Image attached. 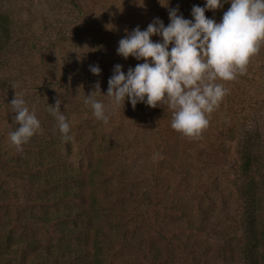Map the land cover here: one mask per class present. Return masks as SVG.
<instances>
[{"label": "rangeland", "instance_id": "374dc122", "mask_svg": "<svg viewBox=\"0 0 264 264\" xmlns=\"http://www.w3.org/2000/svg\"><path fill=\"white\" fill-rule=\"evenodd\" d=\"M75 1L84 5L83 12ZM222 2L223 8L206 11V16L220 22L231 7L230 0ZM205 4L206 0H0V10L12 17L16 28L11 48L0 57V231L4 241L9 237L8 246L4 247V258L9 263L50 264L43 260L45 244L48 239H58L29 221L33 212H39L33 204L41 196L22 179L30 177V168L25 164L23 171L24 167L11 166L22 165L25 157L34 162L41 155L36 149L28 153L25 144L22 152L17 151L10 141L9 133L18 127L10 105L15 92L40 121V131L31 141H49L47 144L61 153L68 152L74 165L82 161L87 169H105L108 173L97 179L104 183L107 178L115 184L100 192V197H105L112 207H108L110 213L115 211L113 219L118 225L112 230L121 233L119 228L136 225L128 229L129 246L123 247L122 256L117 253L110 264H122L123 257L137 261L136 264L247 263L240 256L232 257L230 248L238 243V236L245 229L246 201H253L249 193L244 197L241 190L240 169L249 139L260 157L257 153V170L262 178L257 190L264 214V43L251 59L246 74H238L232 81H217L227 94L207 115L209 123L198 139L183 137L171 127L172 112L166 106L152 108L138 103L133 109L126 99L124 107L113 109L109 98L102 95L107 94L115 65H122L127 74L130 67L143 63L119 54L115 62L107 61L105 54L114 47L117 52L119 41L127 33L137 26L146 30L155 18L168 26L171 9L178 8V14L193 19V5ZM151 39L162 42L160 36ZM93 65L100 67V75L90 71ZM97 82L102 94L96 98L109 114L107 124L96 119L84 103ZM57 99L70 123L69 135L73 139L68 142L62 139L57 120L49 112V105L54 106ZM116 185L127 187L126 193L118 192ZM149 185L153 189L152 204L143 224L136 214L130 218L118 213L123 208L132 213L146 208L142 192ZM169 205L174 208L167 218L164 209ZM204 210L209 212V218L195 234L179 225L185 213L202 221ZM157 223L166 235L181 234V242L171 246L163 240L154 230ZM147 235L156 241V248L147 245ZM190 235L200 239L202 246L190 248ZM191 251L192 255H187ZM263 258L264 250L262 262Z\"/></svg>", "mask_w": 264, "mask_h": 264}, {"label": "clouds", "instance_id": "9594fccd", "mask_svg": "<svg viewBox=\"0 0 264 264\" xmlns=\"http://www.w3.org/2000/svg\"><path fill=\"white\" fill-rule=\"evenodd\" d=\"M227 2V0H225ZM231 7L224 12L220 22L206 16V11L223 8L222 0H206L204 7L193 5V19L169 12L170 23L155 18L146 30L137 26L119 41L117 53L124 59L142 60L127 74L122 65H115L108 80L107 94H102L97 82L95 90L84 103L90 106L96 119L109 122L105 105L96 97L109 98L113 109L129 99L133 109L138 103L152 108L167 107L172 112L171 127L183 137L198 139L211 114L227 94L218 80L232 81L244 75L251 59L264 43V0H230ZM162 6H165L162 4ZM160 36L162 42L151 38ZM94 75H100L98 65L90 66ZM15 89V84L11 86ZM18 127L9 133L12 145L23 151V145L40 131V121L35 111H30L22 96L10 103ZM61 100L49 112L57 120L65 142L71 141L70 123L61 111Z\"/></svg>", "mask_w": 264, "mask_h": 264}, {"label": "trees", "instance_id": "16d2710c", "mask_svg": "<svg viewBox=\"0 0 264 264\" xmlns=\"http://www.w3.org/2000/svg\"><path fill=\"white\" fill-rule=\"evenodd\" d=\"M75 3L82 11L84 5L80 2L77 3V1ZM15 30L12 17L0 10V57L11 48L15 40ZM115 50L114 47L110 54H105L107 61L115 62V59L117 60L118 53ZM249 141V147L243 155L244 160L240 169L241 190L244 197L248 196L246 193H249V196L253 197V201L250 198L249 201H246L247 204L244 207L245 219L243 221L245 229L241 236H238V243L230 248V255L235 258L240 256V258L246 259V264H260L264 250V214L262 213L261 198H259L260 195L257 189L261 185L262 178L259 177L257 170L258 158L256 154L258 151H254L251 139ZM47 142L49 141L35 144L33 140H30L28 144H25L28 153L32 152V149H36L41 151V155L35 158L34 162H30V159L25 157L22 165H11L13 169L24 167L22 170L26 171V164L30 168L28 171L31 175L27 179L23 176L22 179L29 184V188L35 190L39 195L41 193L38 200L34 199L33 204L34 207L39 209V212H33L32 216H29V221L58 238L57 242L48 239V243L45 244L47 247L43 260L50 264H110L117 253H121L122 256L123 250L121 251V249L123 247L127 248L129 246L131 238L128 229L136 224L130 223L132 224L131 227L128 224V226L125 225V227L119 228L121 233L113 231L112 226L118 225V222L113 219L115 211L110 213L108 207H112L105 197H100V192L101 190H109L115 184L107 178L104 179V183L97 179L99 175L105 176L108 172L99 166L87 169L82 161H78L74 165L67 157L68 152L61 153L58 148L49 143L47 144ZM10 160L12 158L9 159L8 163H10ZM151 186H146L144 193L142 192V197L145 196L147 200L146 208L135 209L136 212L134 213L127 212V209L123 208L118 213L123 216L128 215L130 218L136 214L140 223L145 221L149 217L148 206L152 204L150 193L153 189ZM126 189L127 187L116 185L118 192L126 193ZM177 204L181 205L180 208L184 213L183 204L180 201ZM173 208V205L165 207L164 215L167 218L172 215L170 211ZM203 213L205 215L200 222L191 218L190 213L182 214L183 220L179 225L189 230L191 234H195L205 224V219L209 218L207 214L209 212L204 210ZM108 225L111 230L107 231L105 227L108 228ZM157 226L154 230L158 231L160 237L170 243L171 246H175L174 243L176 242H181V234L173 232L166 235L164 229L160 228L158 223ZM146 239L148 246H155L156 248V241L153 238L151 239V236L147 235ZM8 240L9 237H6L4 241V234L0 231V264H12L8 262L7 258H4V247L8 246ZM187 240H189L192 249L196 250L202 246L200 239L195 236L190 235ZM186 245L188 244L186 243ZM37 247L35 246V249ZM192 253L191 251L187 255H192ZM175 254L176 252H174ZM3 258L5 263H2ZM121 260L122 264L137 263L134 260H126V257ZM261 264H264V258Z\"/></svg>", "mask_w": 264, "mask_h": 264}]
</instances>
